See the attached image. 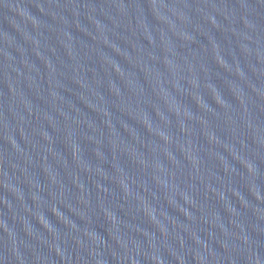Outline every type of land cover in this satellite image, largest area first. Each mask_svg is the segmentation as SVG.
Wrapping results in <instances>:
<instances>
[{"label":"water","instance_id":"95a60500","mask_svg":"<svg viewBox=\"0 0 264 264\" xmlns=\"http://www.w3.org/2000/svg\"><path fill=\"white\" fill-rule=\"evenodd\" d=\"M0 264H264V0H0Z\"/></svg>","mask_w":264,"mask_h":264}]
</instances>
